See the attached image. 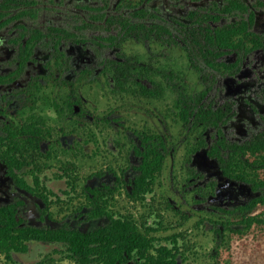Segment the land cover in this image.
<instances>
[{
  "label": "flooded vegetation",
  "instance_id": "af4514ba",
  "mask_svg": "<svg viewBox=\"0 0 264 264\" xmlns=\"http://www.w3.org/2000/svg\"><path fill=\"white\" fill-rule=\"evenodd\" d=\"M170 58L176 78L184 59L207 77L199 97L178 85V147L157 105L159 126L137 129L88 95L106 76L122 100L161 96ZM184 139L188 158L166 174ZM263 145L264 0H0V250L13 264H264Z\"/></svg>",
  "mask_w": 264,
  "mask_h": 264
},
{
  "label": "rangeland",
  "instance_id": "374dc122",
  "mask_svg": "<svg viewBox=\"0 0 264 264\" xmlns=\"http://www.w3.org/2000/svg\"><path fill=\"white\" fill-rule=\"evenodd\" d=\"M175 55V54H174ZM170 67L168 69L167 75L171 74L170 81H167V84H164L161 96H153L151 98L146 97L143 92L137 91L135 96L128 95L123 100L117 98L113 95L110 91L109 83L110 81L105 76L102 81L99 83L102 84L100 88H94L88 90V95L92 99H96L98 104L101 106L102 109H110L113 106H119L121 110L124 111V116L127 120L128 126H132L137 129H141L143 127H148L154 122L157 126H159V119L150 118L149 110L152 109L151 107L157 105L159 109H162L166 114L165 126L168 132V135L172 137L170 142V147L177 146L179 143V137L185 135L187 128L183 125L181 121V117L178 113H176V108H174L175 101L177 100V88L179 83L181 84V89H184L188 93V95L198 97L202 94V91L207 83L206 73L202 71H197L196 69L188 67L187 59L181 60L183 63V72L184 75L182 78H176V75H180L181 73L178 70L175 58H170ZM178 62V61H177ZM171 71V72H170ZM204 75V76H203ZM203 76V77H202ZM159 77V76H157ZM159 80V78H157ZM137 90H140L137 87ZM150 101L153 103L151 104ZM105 110V111H106ZM148 110V111H147ZM159 121V122H158ZM163 127V125H162ZM184 143L180 146L178 151H175L174 156L169 154L168 158L166 159V167L165 173L169 174L173 164L175 163L176 166L180 167V165L188 158L185 156L186 149L192 146L191 139L183 140ZM77 162L81 165L82 169H88L90 165L96 163L94 158L85 157V158H78ZM264 247V245H263ZM241 247H233V251H235L232 259L234 261H240L243 256L241 255ZM0 264H13L12 259H10L6 254L1 252L0 250Z\"/></svg>",
  "mask_w": 264,
  "mask_h": 264
},
{
  "label": "trees",
  "instance_id": "16d2710c",
  "mask_svg": "<svg viewBox=\"0 0 264 264\" xmlns=\"http://www.w3.org/2000/svg\"><path fill=\"white\" fill-rule=\"evenodd\" d=\"M219 31L224 32L225 28L224 27H220ZM264 147V145H263ZM9 238L7 236H1L0 235V249L2 251L7 252L8 254H10V250H11V246L9 245ZM13 244V243H12Z\"/></svg>",
  "mask_w": 264,
  "mask_h": 264
}]
</instances>
